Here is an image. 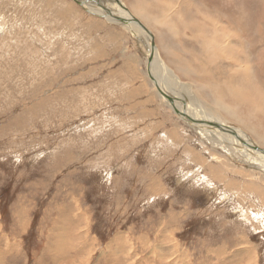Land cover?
Segmentation results:
<instances>
[{
	"label": "rangeland",
	"instance_id": "rangeland-1",
	"mask_svg": "<svg viewBox=\"0 0 264 264\" xmlns=\"http://www.w3.org/2000/svg\"><path fill=\"white\" fill-rule=\"evenodd\" d=\"M246 1L248 7L258 2ZM255 5L251 11L259 10ZM177 31L176 38L186 39ZM131 37L123 26L86 17L72 0H0V252L10 257L6 264H54L45 253L59 246L46 247L61 235L62 242L72 227L89 233L86 244L72 239L83 246L74 259L84 264H264V159L228 134L203 131L220 141L212 147L179 119L156 95L145 43ZM189 44H182L187 52L195 48ZM182 49L161 55L202 101L198 119L230 127L210 95L196 92L208 80L192 82L177 70L175 58L197 65ZM193 154L209 157L223 179ZM188 173L196 178L184 179ZM70 204L87 222L58 221L69 216ZM169 249L171 256L164 254Z\"/></svg>",
	"mask_w": 264,
	"mask_h": 264
},
{
	"label": "bare ground",
	"instance_id": "bare-ground-1",
	"mask_svg": "<svg viewBox=\"0 0 264 264\" xmlns=\"http://www.w3.org/2000/svg\"><path fill=\"white\" fill-rule=\"evenodd\" d=\"M72 1L84 11L86 17L96 16L104 19L108 25L123 26L131 33L132 37L143 44L145 43V47L148 51V54H145H147V60H149L148 76L152 82L154 80L153 83L157 89L156 95L164 99L167 104L169 101L162 94L167 95L169 98L171 97L174 100L175 108L181 113V115H177V117L184 120L185 124L195 129L200 136L202 135L204 138L211 140L213 142L212 147L218 146L220 141H217L218 139L213 140L209 138L202 133L203 131H217L219 133L228 134L246 147L251 152L252 156L257 157L261 161L264 159V0H257L258 2L252 3L251 6L257 3V6H259L258 11H251V6L248 7V1H246V4L245 0H219L221 3H208L205 0H151V4L146 3L145 0H133V2L129 0H99L103 4L101 6L102 8H98L99 4L97 0ZM104 4H106V6H104ZM174 7L175 10L170 12L172 14L168 17V11ZM153 8H157V11H154ZM128 9H130V11ZM245 9L248 10V14L252 18H247L244 13ZM209 10L220 12L221 17L218 13ZM110 11L115 12L111 13ZM229 15L232 16L230 17ZM120 19H125L129 22L121 23L119 22ZM173 19L180 23V28L175 26ZM180 29L184 31V33L186 32V39L176 38V34H179L177 30ZM139 41H136V43L138 44ZM185 41H187L188 44L191 43L192 45L189 44L191 46L194 45V50L190 49V51L187 52L182 45ZM139 45H141V43ZM180 47L183 48V53H187V55L191 54L192 60L197 65H189L190 63L188 64L186 61L183 62V59L181 60V57H179L181 61L175 58L178 65L177 70L183 73L185 79L192 82L194 81L193 78L201 82L203 79L208 80V83L206 82V85L203 84L198 90L196 89V92H201L202 90L201 93H205L206 96L209 94L210 97H208V99L215 103L217 111L229 118L231 124L236 129H233L231 127L232 125L228 127L221 123L210 121L209 119H198L199 116L195 111L201 108L200 105H202V101H198L196 96L193 95L194 93L192 91L194 90H192L191 83H183L180 79L182 76L178 77V75L174 73L175 71H173L172 68L170 69L165 63L161 55L162 51L165 52L166 56H175L179 51L176 49ZM196 48H198V50H196ZM158 72L163 73L161 79L157 75ZM168 106L175 113L176 109H174L171 104H168ZM207 115L206 117L208 118L209 115ZM196 120L208 124L219 125L221 129L203 124H196L193 122ZM179 130L178 127L177 129L174 127L170 130L173 136H177L176 142L180 140ZM230 130L237 137L230 135ZM242 133L248 136L247 141L241 138L240 134L243 136ZM171 134L170 136L174 138ZM168 138H166L167 142L173 143L174 139L170 140ZM178 143H180V141ZM225 147L228 148V146ZM188 150L192 149L186 144V151ZM236 155L238 156V154ZM187 156L191 157V155ZM192 156L193 161H197L198 159L197 162H202V164L206 166L208 165L209 157H205L206 160H203L201 159L202 157L197 154H193ZM249 159L246 160L250 161ZM212 161H217L214 156H212ZM254 164H256V161ZM249 165L253 166L250 163ZM210 166L214 168V170H210L212 175L222 180L223 176L218 172L219 168L216 165H208V167ZM199 171H201V169H197L193 174H196V172L199 173ZM231 173L236 174L234 170L231 171ZM193 174L188 173L183 175V177L184 179L188 177L196 178ZM231 178L234 179L233 177ZM231 178L230 180H232ZM231 184H235V182L229 181L228 185L232 186ZM260 199L264 203V196ZM75 205H77V202ZM66 210L70 212H68L69 216L58 215V221L61 220L64 226L69 225L71 222L77 223L85 220L82 215L74 213L73 204H70V206L68 205ZM87 220H85V222H87ZM59 223L60 222H57L56 225ZM78 224H76V226H78ZM85 225L84 226L88 228L89 225L86 223ZM78 228L80 227H72L70 235L67 238L63 236L62 242L60 241L62 235L59 242L57 237L55 239L52 238L51 245H47L46 248L50 249L56 245L59 247L53 250L52 255H50L52 252L49 250L45 253V258L51 260L48 262H54V264H84V260L79 262L78 259H74L76 258V253L79 254L83 251V246L74 244L72 239L74 236H77L78 241L83 239V242L86 244L89 239V233L87 230L82 231ZM79 231H82L80 232L82 234L78 233ZM178 245L179 244H175L174 249H176ZM226 245L230 247V243H226ZM171 250L169 249L168 252L164 254L170 253L169 256H171ZM209 250L211 249L209 248ZM115 252L112 251V254L115 260L119 262L120 258H118L117 254H114ZM175 252L178 254L177 250L173 251V253ZM246 252H248V250ZM8 253H10V251H8ZM6 255L7 252H0V264H6L7 259L10 258L5 257ZM130 258L132 259L130 256L127 259ZM16 259H19V255L14 257L15 263L18 262Z\"/></svg>",
	"mask_w": 264,
	"mask_h": 264
},
{
	"label": "water",
	"instance_id": "water-1",
	"mask_svg": "<svg viewBox=\"0 0 264 264\" xmlns=\"http://www.w3.org/2000/svg\"><path fill=\"white\" fill-rule=\"evenodd\" d=\"M107 13H108V11H107ZM134 21V20H133ZM119 22H121V23H126V22H129V21H126L125 19H120V21ZM164 97H166V99L169 101V103L172 105V107L174 108V109H176L175 110V112H176V114L178 115V116H180L181 115V113L177 110V108H175V106H174V100L170 97H168L167 95H165V94H162ZM185 117H187V116H185ZM188 118V117H187ZM188 120H190V119H188ZM194 123H196V124H203V125H207V126H212V127H214V128H220L221 129V127H219V125H216V124H208V123H204V122H202V121H198V120H196V121H193ZM230 132V134L231 135H233V136H236V135H234V133L230 130L229 131ZM237 137V136H236ZM245 144V143H244ZM247 146V145H246Z\"/></svg>",
	"mask_w": 264,
	"mask_h": 264
}]
</instances>
